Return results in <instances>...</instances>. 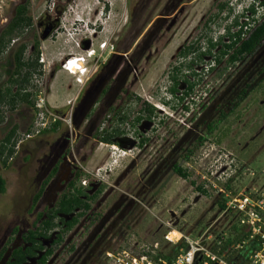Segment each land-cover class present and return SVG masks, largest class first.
Listing matches in <instances>:
<instances>
[{"label":"rangeland","instance_id":"1","mask_svg":"<svg viewBox=\"0 0 264 264\" xmlns=\"http://www.w3.org/2000/svg\"><path fill=\"white\" fill-rule=\"evenodd\" d=\"M252 2L0 0V34L19 4H28V15L34 24L45 14H51L54 19L58 17L56 7L66 12L58 17L65 25L64 32L59 30L42 40L37 27L25 29L13 37L0 55V68L4 72V68L9 67V56L20 44H28L25 55H30L35 31L36 38L42 40L36 51L44 52L48 66L54 64L47 80L49 102L63 114L68 112L66 105L78 86L74 76L62 70L61 62L69 56L84 53L76 44L77 39L83 40V35L90 38L89 44L83 41V45L99 52V44L113 34L114 54L104 52L111 62L105 66L103 74L109 92L93 113L90 127L81 126L77 130L79 137L73 136V160L91 172L102 167L105 182L92 180L86 187L92 186L93 191L100 193L91 201V210L82 217L81 223L70 232L71 235L65 236L64 244L55 247L58 256L55 264H110L106 252L121 249L134 254L156 249L158 254H167L175 246L164 238L170 227L192 239H198L210 229L208 234L215 239L218 234L229 232L235 222V215L224 212L219 206V200L224 198L223 191H229L225 187L227 183L233 193L253 192L264 196V43L253 55L233 66L225 58L212 71L203 73L201 81L184 102L178 103L169 92L173 68L183 66L191 59L189 56L188 60H182L179 52L188 45L196 43V46L205 47L207 39H218L234 16L243 13ZM222 5L225 8L220 10ZM100 9L104 10L103 19L94 31L89 19L98 22L96 16ZM245 20L241 18L240 22ZM73 22L81 23V30H72L70 24ZM236 30L238 28L233 29ZM218 49L220 47L214 53ZM210 60L208 57L207 63L195 64V70L207 68ZM7 80L4 75L1 89L10 85ZM30 86L31 82L26 87L30 89ZM185 88V84L180 86L178 95ZM119 106H124L126 114L130 112L129 119L134 120L143 113L144 120L131 126L133 139L131 134L115 139L126 138L122 147H132L138 141L142 143L143 139L146 141L131 153L133 157H120L118 163L122 162L123 166L110 173L108 169L116 166L110 147L98 142L96 135L91 134L99 125V119L104 115L113 116L114 108ZM147 106L153 108L152 114L145 109ZM0 110L4 116L0 123V143L9 131V122L19 125V135L31 125L33 109L20 100L14 110L8 103L0 104ZM112 121L106 122L109 130L114 125L120 126L116 117ZM216 122L215 130L209 133L208 124ZM123 126L127 127L126 123ZM71 134L72 129L62 123L54 132L25 141L14 160L0 167V174L6 180V192L0 195V241L6 232H9L7 237H12V229L18 225L23 230L32 227L38 214L43 212L44 205L35 209L32 205L40 182L45 178L43 174L47 167L42 173L41 167L45 166L57 138L64 140ZM201 136L206 137L203 144L199 143ZM193 146L194 152L186 160L187 149ZM152 164L157 166L159 173L148 189L139 180ZM173 164L186 169L189 178L176 174ZM84 176L89 178L85 173L81 178ZM198 186L204 187L207 194L199 191ZM81 187L78 181L77 188ZM67 240L69 244L65 247ZM49 243L50 240L45 244ZM71 244L77 246L74 252L69 250Z\"/></svg>","mask_w":264,"mask_h":264},{"label":"trees","instance_id":"2","mask_svg":"<svg viewBox=\"0 0 264 264\" xmlns=\"http://www.w3.org/2000/svg\"><path fill=\"white\" fill-rule=\"evenodd\" d=\"M225 5H222L220 10H223ZM259 14L261 17L259 18ZM241 18H245L244 22H240ZM33 25L32 18L28 15V4H21L17 8L15 16L8 23L7 27L0 34V55L4 53L6 48L10 45L13 37L21 34L26 28ZM234 28L238 30L233 31ZM225 38L227 40H225ZM264 43V0H253V2L243 11L240 15L234 16L230 25L225 27V33L220 36L215 41L213 39H207L204 46L197 45L196 43L188 45L183 48L179 55L182 60H188V57L191 56L190 62H186L185 65L180 67H174L173 72L171 73V86L169 92L173 97H176L178 103L184 102L194 91L196 86L201 81L203 73L206 74L209 71H212L217 64H221L225 58L230 66L237 64L240 61H243L246 57L253 55ZM26 43L20 44L9 56L7 64L9 67L0 68V82L4 75L8 77L6 82H9V86L5 89L0 88V104L8 103L11 107V110H14L16 107V102L20 100L21 102L26 103L31 109L33 104L31 101V93L26 91V86L29 84L33 73L38 68V61L40 53H33L30 56L25 55L27 51ZM36 46H38V41H36ZM220 47L216 53L214 50ZM196 52V53H195ZM193 55V58H192ZM211 57V60L208 62V67L197 71L194 68L195 64L202 65L207 63V58ZM185 67V68H184ZM186 69V70H185ZM187 72V74L185 73ZM193 78V80H191ZM185 84L186 88L182 91L181 95H178L180 91V86ZM16 87V88H15ZM26 87V88H25ZM166 102V101H165ZM167 103V102H166ZM194 103V102H193ZM186 110L189 109L188 106H185ZM145 109L149 113H153V108L147 106ZM222 112V111H221ZM224 113V112H223ZM226 114V113H225ZM126 117V115L124 116ZM144 115L141 113L136 117L134 125L140 123L144 120ZM124 118H122L123 120ZM78 120V117L75 118V122ZM4 121L3 112L0 110V123ZM78 122V121H77ZM217 123L208 124L209 133L213 132L217 126ZM9 131L5 135L3 141L0 143V167L7 166L9 163V158L14 154V146L16 142L12 143L13 138L16 136L19 125L15 123H8ZM60 123H57L51 130L44 132H54L58 130ZM99 134V132H98ZM123 131L118 127H114L112 130H107L104 133V136L100 138V141L104 143H113L114 139L118 136L123 135ZM199 143L203 144L206 141V137L201 136L199 138ZM146 140H142V145ZM12 143V144H11ZM7 144H11L12 147L7 148ZM8 149V151H7ZM7 152V153H6ZM193 150L189 151L185 156V159H190ZM174 172L181 176L184 179L189 178V172L175 165ZM55 171L52 173L54 174ZM82 177V173L78 174V179ZM49 181L47 179L41 189L33 197V208L35 207L37 201L42 195L44 186ZM193 184L195 182H192ZM227 190H231L229 183L225 186ZM197 189L204 194H207V191L202 186H198ZM6 192V180L0 174V195ZM86 191L83 188H77L75 184H72L71 191L69 194L63 196L58 203L57 207L53 210H46L38 214L37 220L34 224L35 230L29 231L24 239L32 243V247H20L13 253V261L9 264H25L28 256L36 255L35 249H46L41 242L38 241L37 237H49L50 232L53 231L56 227H59V224L56 222V218L59 213L62 214H71L76 210H81L71 221L65 222L63 219L62 225H65V229L60 233V236L56 240L55 244L59 245L64 240L62 235L65 231L73 228L79 221V218L82 217L88 210L91 208V205L84 200L83 196L86 195ZM97 194L89 197L88 199L95 198ZM226 200L221 198L219 200V206L223 210L225 208ZM45 217V218H44ZM237 227L233 225L229 233L228 240L223 244L222 254L227 255V258L233 264H246L248 260V253L251 250V245L247 246L245 250H235L234 247L242 239L241 234L236 233ZM219 238V234L217 235ZM188 245L184 241L177 243L171 252L167 254L160 253L158 257L165 258L169 261H172L176 255L180 253L181 249L186 250ZM53 248L47 249L46 253L36 262V264H46L53 253ZM239 253H241L240 262Z\"/></svg>","mask_w":264,"mask_h":264},{"label":"built area","instance_id":"3","mask_svg":"<svg viewBox=\"0 0 264 264\" xmlns=\"http://www.w3.org/2000/svg\"><path fill=\"white\" fill-rule=\"evenodd\" d=\"M102 14L103 12H101V15ZM87 26L89 28V25ZM98 26V22L95 21V23L93 22V28H90L96 31ZM74 30L81 29L76 27ZM87 37L89 36L83 35V40L77 39V46L80 48L83 47V41L84 39H87ZM112 38L113 34L109 39L104 40L99 44V52H97L95 48L89 47L87 49H83V54L69 56L61 62L62 70L67 72L69 75L74 76L75 84L78 86V90L73 98L68 100L66 105L68 107V112L64 114L61 110L52 106L49 102L48 97L50 85H48L47 80L49 75L52 73V67L54 64L53 66L49 65L51 67L50 68L46 62L44 52H41V58H39L40 60L38 61V68L33 73L30 80V89L26 88V91L31 93L30 99L34 108V118L25 133L19 135V132H17L16 136L13 138L12 143L16 142L14 146L16 152H14V154L9 158V162L14 160V157L17 155V152L20 150L21 145L25 141L38 137L44 132L51 130L57 123H60V126L64 123L70 129H73L72 120L74 118L75 106L78 98L101 65L106 62L108 59L107 55H111L115 51ZM106 51L108 54L104 55V52ZM115 117L118 120L119 116ZM112 120H114V116H105L101 127L103 129H108L106 122H113ZM117 124L120 126L114 125L111 127V130L114 127H118L124 133L121 136L129 137L131 134L132 137V135H134V131L132 130L133 125L129 122H126L127 127L123 126L124 123L121 121ZM102 128L101 130H103ZM100 142L101 144H105L110 147L109 150L111 157L115 158L113 163L116 164V166L108 169L110 173H112V171H114L117 167L123 166L122 162L118 163L120 157L131 156L132 152L135 153L140 146L142 147L145 144L144 143L142 145L141 142L138 141L136 145H133L132 147H122L116 142ZM11 144H7V148L12 147ZM72 146V153H74V141H72ZM79 167L82 173L89 176V178L84 176L83 179H80V186L88 187L90 181L92 180L99 183L105 182L101 175L103 170L102 167L97 168L95 172H91L80 163ZM223 192L226 200L225 208L223 210L224 212H230L235 215L234 225L237 227L236 233L243 236L234 249L245 250V248L250 244L251 250L248 253V260L246 264H264V196L253 192ZM170 228L171 229L164 236L165 240L174 245L180 241H184L188 245L187 249H181L180 253L176 255L172 261L158 257L156 249L144 250L138 254H134L132 251L127 249L107 251L106 258L109 260L110 264H233L228 260L227 255L221 253L223 244L229 238L228 232H224L219 235V238L216 237L213 239L212 235L208 234L210 230L208 229L207 232H204L198 239H192L190 235L184 234L172 227Z\"/></svg>","mask_w":264,"mask_h":264},{"label":"flooded vegetation","instance_id":"4","mask_svg":"<svg viewBox=\"0 0 264 264\" xmlns=\"http://www.w3.org/2000/svg\"><path fill=\"white\" fill-rule=\"evenodd\" d=\"M20 5L21 4L16 6L12 18L15 16V14L17 12V8L20 7ZM106 6L107 5H105V7ZM55 9H56V12L59 13L58 17L61 18L64 11H62V10L60 11L59 7H56ZM58 17L56 16V18L54 19L51 16V14H45V15L41 16V18L39 19V22L35 23L36 26H35L34 21H33V25L26 28V30L29 28H32V27H34V28L37 27L38 31H40V34H41L40 38L42 40H46L51 35H54L55 33H57L59 30H62V32H64L63 29H64L65 25L59 20ZM11 19L9 20V22L11 21ZM7 25L4 27V29L7 27ZM70 25L73 29H76V27L80 29V26H81V24H78L77 22H73ZM35 34H36V32L33 31V39H32L30 55H32L33 53L39 52L36 50L42 41L39 39V37L36 38ZM47 34H48V37L46 39H44V36ZM36 41H38V46H36ZM112 54H114V53H112ZM107 62H108V59H107ZM107 62H105L104 64L101 65V67L98 69L96 74L92 77L90 82L85 86L80 97L77 100V103L75 106L74 118L78 117V120H77L78 122L76 121L75 124L73 125V129H72L73 134L68 135V137L64 140H61L62 138H57L55 143L51 146L52 156H51V154H50V156H47V160H45V163H46L45 166L43 165L41 167V169H42L41 173L46 169V167H47V169H46V172H44V174H43L45 178H42V181L40 182L41 185L39 186L38 191L41 189V187L43 186V184L45 183V181L47 179H49V181L44 186V190L42 192V195L39 198V200L37 201L35 208L40 207L41 205H44L43 212H45L46 210H53L54 208H56L58 203L60 202L61 198L70 193L72 184H75V186L77 187L78 181H80L78 179V174L82 173V172L80 170L79 165L75 163L76 162L75 160H73V156H74V153H72L73 152L72 141L74 140L73 136H75L76 138L79 137L80 132H77V130H80L81 126H84L85 128L90 127L89 125L93 121V113L102 104L101 101L104 100L105 96H107V94L109 92L107 90L108 85H106L107 80L103 77V74L105 71L104 69L106 68L105 66L109 65V63H111V62H108V64H107ZM123 107L124 106H119L117 108H114V110H113L114 111V113H113L114 119H115V116H119L118 121H117L118 123L120 121L123 123L129 122L131 125L134 126L136 118L134 117L135 118L134 120L129 119L130 118V112L128 114H126V112L123 110L124 109ZM33 112H34V109H33ZM125 115H126V117H124ZM33 118H34V113H33ZM33 118L31 120V122L33 121ZM104 118H105V115L101 119H99V121H98L99 125L95 128L94 132L92 134L90 133L91 136L96 135V138H98V140H99L98 142H100V138L102 136H104V133L108 130L107 128L103 129L101 127ZM122 118H124V119L122 120ZM101 128L103 130H101ZM98 131H99V134L97 133ZM30 140H32V139H30ZM115 140L116 139H114L113 142H116ZM182 146H183V144H182ZM180 148L181 147H179V149ZM194 148H195V146L188 148L187 151H191ZM193 152H194V150H193ZM53 154H54V156H53ZM175 165L176 164H173V167H172L173 171H174ZM159 167L161 168V166H159ZM54 171H55V173L52 174ZM157 173H159V172H157V166L152 164L151 167H149V169L145 171V173H144L145 176L141 177L139 182H144V186L148 187V189H151V186L155 183V179L157 178ZM82 175H83V173H82ZM81 188H83L87 193L86 195L83 196L84 200H86L91 205V201L95 200L97 195L100 193L99 190L94 189V191H93L92 186H89V188H86V187H81ZM90 190L93 191V193H90ZM95 194H97L95 198L88 199L89 197L94 196ZM130 197L134 201H138L136 196L131 195ZM89 210H91V208ZM80 212H81V210H76L75 212H73L71 214L59 213L58 217L56 218V222L59 224V227H56L53 231H51L49 237H47V238L41 237V236L37 237L38 241L41 242V244L46 249H43V250L35 249L36 255L28 256L25 264H31V262L36 264V262L46 253V250L50 249V248H53L54 251H53L52 255L50 256V258L46 264H55L56 261L58 260L57 259L58 256L56 255V252H55V247H59L62 244H64L65 236L68 235L70 232L72 233L74 231V229L81 223L82 217H84L86 214H84L82 217L79 218L78 223L76 225H74L73 228L69 229L68 231H65L62 234L64 236V240L62 241L61 244L56 245L55 244L56 240L58 239V237L60 236V233L65 229V226H66V224L62 225L61 219H63L67 223V222L71 221L74 217H76L77 214ZM36 220H37V218L33 221L32 227H30V228L28 227L25 230H23L20 225H18L14 229H12V232H13V234L11 235L12 237H7L9 232L5 233L6 236H4L2 238V240L0 241V264H9L11 261H13L14 260L13 259V253L18 248H20V247H23V248L32 247V243L26 241L24 239V236L29 231L36 229L34 226ZM24 225H26L25 222H24ZM76 232H74V234ZM71 233H70V235H71ZM49 240H50L49 245L45 244ZM68 244H69V240L66 241L65 247ZM69 250L74 252L75 250H77V246L75 244H71L69 247Z\"/></svg>","mask_w":264,"mask_h":264},{"label":"clouds","instance_id":"5","mask_svg":"<svg viewBox=\"0 0 264 264\" xmlns=\"http://www.w3.org/2000/svg\"><path fill=\"white\" fill-rule=\"evenodd\" d=\"M105 5H106V4H105ZM106 7H107V6H106ZM104 9H106V8H104ZM101 12H103L102 15H101ZM103 15H104V10H101V9H100L99 12L97 13V16H96V18H99V21H100V22L98 21V23H99L98 28H99L100 25H101V22H102V19H103V18H102ZM89 22L93 24V22H92L90 19H89ZM78 24H81V23H78ZM89 39H90V38L87 37V39H84V42H85V43H88V42H89V41H88ZM79 48H80V47H79ZM81 49L83 50V49H86V48H85V46L83 45V47H81ZM83 51H84V50H83ZM82 54H83V52H82ZM88 60H90V59H88Z\"/></svg>","mask_w":264,"mask_h":264},{"label":"water","instance_id":"6","mask_svg":"<svg viewBox=\"0 0 264 264\" xmlns=\"http://www.w3.org/2000/svg\"><path fill=\"white\" fill-rule=\"evenodd\" d=\"M47 37H48V34L44 36V39H46ZM88 44H89V42H88ZM85 48L87 49V48H89V46L87 45V46H85ZM125 139L126 138H119L118 140H115V141L118 142L121 146H123L122 142L125 141Z\"/></svg>","mask_w":264,"mask_h":264},{"label":"bare ground","instance_id":"7","mask_svg":"<svg viewBox=\"0 0 264 264\" xmlns=\"http://www.w3.org/2000/svg\"><path fill=\"white\" fill-rule=\"evenodd\" d=\"M74 69V68H73ZM178 233V232H177ZM179 234V233H178Z\"/></svg>","mask_w":264,"mask_h":264}]
</instances>
